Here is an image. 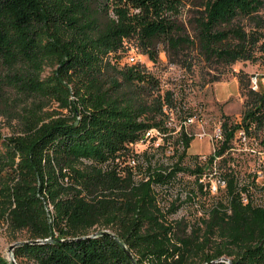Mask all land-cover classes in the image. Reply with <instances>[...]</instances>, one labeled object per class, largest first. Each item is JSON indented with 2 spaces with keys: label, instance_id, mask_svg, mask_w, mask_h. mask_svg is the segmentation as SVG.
I'll list each match as a JSON object with an SVG mask.
<instances>
[{
  "label": "trees",
  "instance_id": "trees-1",
  "mask_svg": "<svg viewBox=\"0 0 264 264\" xmlns=\"http://www.w3.org/2000/svg\"><path fill=\"white\" fill-rule=\"evenodd\" d=\"M184 5L0 0V113L12 99L33 102L19 114L20 129L0 131V224L28 234L13 251L17 264H264V208L241 202L232 174L231 213L215 208L189 220L173 218L178 206L154 188L182 169L186 150L167 166L146 152L148 180L119 171L117 158L158 124L163 104L159 79L140 62H122L131 46L157 62L164 45L175 64L186 48L225 65L264 53V0H203L192 36L180 19ZM238 78L243 120L261 129L264 84L254 90L245 73ZM226 127L229 142L236 126ZM0 264L13 263L0 254Z\"/></svg>",
  "mask_w": 264,
  "mask_h": 264
},
{
  "label": "built area",
  "instance_id": "built-area-1",
  "mask_svg": "<svg viewBox=\"0 0 264 264\" xmlns=\"http://www.w3.org/2000/svg\"><path fill=\"white\" fill-rule=\"evenodd\" d=\"M141 56L138 48L131 46L122 62L130 65L141 61L144 63ZM166 65L167 70L171 71L179 67L170 62ZM262 82L264 84V79ZM253 83L254 90L258 89L257 77ZM166 87L165 82H159L158 92L162 95L163 104L157 117L158 124L146 129L138 140L127 145V154L117 158L119 171L124 173V167H129L133 170L136 180H148L149 176L145 175L148 166L144 158L146 152L156 154L167 166L173 156L181 155L186 150V156L179 163L182 169L176 172L170 181L154 185L160 199L163 195L170 200L167 204L173 201L178 206L175 214L182 212L183 216L190 215L193 219L207 218L215 208L231 213L227 199L229 174L233 175L236 191L243 204L264 208V124L257 130V122L245 124L243 114L235 123L225 118L213 121L205 108L197 103H189L187 98ZM166 91L172 92L171 103L164 98ZM211 123L214 124L213 130L210 129ZM226 126L229 130L236 126L234 136L229 142ZM187 139H191L189 147H186ZM195 139L206 141L209 150L189 156L191 162L186 165L184 160L188 157V150ZM235 151L250 154L249 160L259 168L251 178L242 176L236 169L235 159L231 156ZM165 154L169 162L164 160ZM160 170L163 173L168 172L166 168ZM173 188L175 190L172 195ZM222 201L223 206L220 205Z\"/></svg>",
  "mask_w": 264,
  "mask_h": 264
},
{
  "label": "rangeland",
  "instance_id": "rangeland-1",
  "mask_svg": "<svg viewBox=\"0 0 264 264\" xmlns=\"http://www.w3.org/2000/svg\"><path fill=\"white\" fill-rule=\"evenodd\" d=\"M203 0H184L185 5L182 8L180 16L185 28L189 34L194 35V23L193 19L198 15V11L203 7L200 3ZM259 16L264 18V8L259 12ZM247 28L255 26V23L251 19H245L241 21ZM259 59L255 61H237L233 65H225L214 59L206 58L205 54L199 50H191L189 48L184 49L178 55V68L174 71L167 70L166 64L169 63L170 58L168 55V49L166 46H160V52L158 55V61L154 62L147 59L146 54H142L140 57L148 71L154 74L159 82H165L166 88L173 89L178 92V95L188 99L189 103H197L199 106L205 108L209 113L213 121L217 119L225 118L229 122H238L245 110L246 94L244 89L240 86L239 74L245 73L247 75L248 83L254 86L253 80L255 77L258 79V89L263 84L264 79V53H258ZM125 59V58H124ZM123 59V61H124ZM190 63L189 67L187 64ZM254 89V88H253ZM255 89V90H258ZM33 105V102L15 101L10 100L1 107L2 113H0V131L4 135H11L20 129L21 123L19 120V114L22 110L28 106ZM43 111H48L57 108L56 103L48 104L42 103ZM214 124L211 123V130H213ZM209 150L208 143L206 141L195 139L190 149L188 150V157L184 160V164L190 165L191 159L189 156L196 155L201 152ZM164 160L169 162L166 157ZM231 156L235 159V167L242 176H251L259 168L254 166L253 161H250L251 155L240 153L235 151L231 153ZM232 164V162H231ZM175 188L171 191L172 195ZM167 195V193H165ZM161 202L167 204L170 201L165 196L161 195ZM187 216L191 220L190 215ZM183 217L182 212H179L173 216V218ZM28 234L26 231L13 232L8 228L6 223L0 224V254L4 255L9 261L11 260V248L17 242L26 241ZM27 264H34L28 262Z\"/></svg>",
  "mask_w": 264,
  "mask_h": 264
},
{
  "label": "water",
  "instance_id": "water-1",
  "mask_svg": "<svg viewBox=\"0 0 264 264\" xmlns=\"http://www.w3.org/2000/svg\"><path fill=\"white\" fill-rule=\"evenodd\" d=\"M107 232V231H106ZM47 240H49V239H46V241ZM38 241V240H37ZM20 242H17L15 245H13L12 246V248H11V256H12V258H11V260H10V262H12L13 264H17V262H16V260H15V258H14V254H13V251H14V249H15V247L19 244ZM130 254V253H129ZM130 256L132 257V255L130 254ZM220 261H226L227 263H229V264H232V262H231V260L230 259H228V258H221L220 259Z\"/></svg>",
  "mask_w": 264,
  "mask_h": 264
}]
</instances>
